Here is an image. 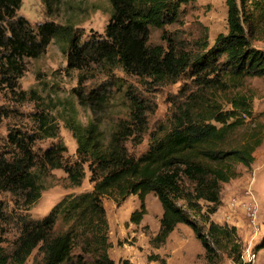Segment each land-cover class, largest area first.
I'll list each match as a JSON object with an SVG mask.
<instances>
[{"label": "trees", "instance_id": "obj_1", "mask_svg": "<svg viewBox=\"0 0 264 264\" xmlns=\"http://www.w3.org/2000/svg\"><path fill=\"white\" fill-rule=\"evenodd\" d=\"M108 1L111 10L104 33L81 40L72 24L43 21L32 26L16 13L21 0H0V72L17 79L24 68L23 58L38 57L55 39L63 44L69 69L85 71L96 65L114 78L112 70L119 67L161 84L175 82L188 71L194 88L185 89L184 98L173 102L168 126L150 132L147 149L139 155L125 144L128 140L140 143L147 130L146 109L133 93L128 97V118L116 121L108 139L101 119L90 117L83 123L75 108L67 112L63 120L76 141L73 161L64 157L62 142L39 156L33 151L37 138L58 135L48 112L33 114L36 126L31 131L10 129L6 135L9 149H0V190L16 195L22 206L39 198L43 189L39 177L47 168H62L72 186L82 184L87 169L92 186L65 194L44 218L24 224L12 257L0 244V264H22L37 245L42 253L37 264H134L109 256V225L102 199L111 197L120 203L137 195L139 208L131 212L130 220L139 223L148 193L157 197L162 209L156 239L164 240L179 223L185 224L209 261L225 253L242 264L236 227L217 222L213 215L222 202V185L239 176L238 165L251 166L254 150L262 141L263 124L254 118L250 98L237 93L222 96L225 106L218 92L226 78L238 83L245 77L264 76V48L252 44L254 30L264 24V0H225L227 31L218 33L205 52L194 54L177 50L169 39L167 46L148 42L150 27L176 22L181 4L190 0ZM109 81L86 93L77 86L78 103H91L93 111L100 109ZM77 82L80 86L82 78ZM2 214L0 206V218ZM58 221L63 227L53 234ZM257 246L263 247L264 242Z\"/></svg>", "mask_w": 264, "mask_h": 264}, {"label": "rangeland", "instance_id": "obj_2", "mask_svg": "<svg viewBox=\"0 0 264 264\" xmlns=\"http://www.w3.org/2000/svg\"><path fill=\"white\" fill-rule=\"evenodd\" d=\"M110 10L108 0H21L16 13L26 17L32 26L43 21L72 24L81 33V40H85L104 33ZM226 16L225 0H190L181 4L176 22L161 28L150 27L148 42L167 46L169 39L179 51L193 54L205 52L218 33L227 31ZM252 44L264 48V24L254 30ZM62 45L52 39L38 57H24L23 71L15 80L12 75L7 77L0 72V149H9L6 135L10 129L33 130L36 126L33 114L44 110L57 124L58 135L37 138L33 151L39 156L46 148L62 142L66 146L64 157L73 161L76 157V141L63 120L67 112L75 108L83 123L90 117L101 119L100 127L105 139H108V133L116 121L128 118V97L133 93L140 98L146 109L147 130L140 143L128 140L125 144L131 153L139 155L147 149L150 132H158L168 126L173 102L184 98L185 89L194 88L193 77L188 71L182 73L175 82L161 84L127 74L119 67L112 70L114 78L107 76L96 65L85 71L69 69L66 67V54L62 51ZM85 76L87 77L83 78ZM78 78L83 80L80 86ZM107 80H110L109 90L105 91L107 98L100 109L93 111L94 105L91 103L86 106L78 103L74 92L77 86V89L86 93ZM10 81L15 82V85L11 86ZM224 83L218 92L221 102L228 106L223 97L234 93L250 98L253 116L263 124V136L254 150L251 166H237L240 174L232 180L234 189L222 185V189L229 188L230 193L221 194L224 201L221 197L222 202L214 219L236 227L242 252L248 248L256 252L253 262L243 263L242 260V264H264V246H257L264 242V76L245 77L238 83L226 78ZM89 175L86 169L82 184L72 186L62 168L45 169L39 177L43 186L40 196L29 206H22L23 202L11 192L0 190V206L3 211L0 218V244L4 253L9 257L15 254L24 224L44 218L65 194L90 190L92 183ZM252 196L258 203L255 226L249 221L244 206ZM102 201L109 225L108 253L115 261L134 256L133 259L138 264H153V261H157L156 264H236L225 253H221L216 261H209L194 232L185 224L177 225L164 240L156 239L161 205L153 193H148L145 197L146 212L139 223L130 220L131 212L139 208L137 195L131 194L120 203L106 196ZM55 225L53 234L63 227L60 221ZM41 255V248L37 245L22 264L40 263Z\"/></svg>", "mask_w": 264, "mask_h": 264}, {"label": "built area", "instance_id": "obj_3", "mask_svg": "<svg viewBox=\"0 0 264 264\" xmlns=\"http://www.w3.org/2000/svg\"><path fill=\"white\" fill-rule=\"evenodd\" d=\"M248 192V191H247ZM234 203V202H231ZM245 206V212L248 215L249 221L255 226L256 225V219H257V208L258 203L255 200V198L252 196L251 200L244 204ZM227 223V222H226ZM256 257V252L253 249H245L242 252L241 258L243 260V263L245 262H253Z\"/></svg>", "mask_w": 264, "mask_h": 264}, {"label": "crops", "instance_id": "obj_4", "mask_svg": "<svg viewBox=\"0 0 264 264\" xmlns=\"http://www.w3.org/2000/svg\"><path fill=\"white\" fill-rule=\"evenodd\" d=\"M232 180H234V179H231L230 181H228V182H226V183H224V185H225V188L227 187V186H229L230 187V189H234V186H233V182H232ZM224 188V187H223ZM222 189L221 190V194L222 193H224V192H226V193H230L229 191H230V189L228 188V190H226V189ZM222 197V200H223V196H221ZM224 201V200H223ZM218 211V210H217ZM216 211V212H217ZM216 212L214 213V215H213V218H215V216H216ZM161 213H162V209L161 208H159V214H158V219L160 218V216H161ZM216 220V219H215ZM217 222H220V221H218L217 220ZM221 223V222H220ZM180 224V223H179ZM178 224V225H179ZM140 257V256H139ZM111 258H113V257H111ZM124 258H127V259H129L131 262H133L134 264H138V263H136L135 261H134V256H128V257H122V258H118L116 261H118V260H120V259H124ZM114 259V258H113ZM115 260V259H114ZM156 262L157 261H153V264H156Z\"/></svg>", "mask_w": 264, "mask_h": 264}]
</instances>
